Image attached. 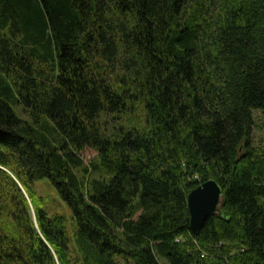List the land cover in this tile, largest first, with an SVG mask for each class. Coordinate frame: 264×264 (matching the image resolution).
Here are the masks:
<instances>
[{
  "label": "trees",
  "instance_id": "1",
  "mask_svg": "<svg viewBox=\"0 0 264 264\" xmlns=\"http://www.w3.org/2000/svg\"><path fill=\"white\" fill-rule=\"evenodd\" d=\"M256 111L264 0H0V264H264Z\"/></svg>",
  "mask_w": 264,
  "mask_h": 264
},
{
  "label": "water",
  "instance_id": "2",
  "mask_svg": "<svg viewBox=\"0 0 264 264\" xmlns=\"http://www.w3.org/2000/svg\"><path fill=\"white\" fill-rule=\"evenodd\" d=\"M226 203V192L216 180L210 179L188 194V208L190 213V226L194 233L199 234L209 217L221 213ZM34 221L36 217L34 211ZM228 216V213H224Z\"/></svg>",
  "mask_w": 264,
  "mask_h": 264
},
{
  "label": "rangeland",
  "instance_id": "3",
  "mask_svg": "<svg viewBox=\"0 0 264 264\" xmlns=\"http://www.w3.org/2000/svg\"><path fill=\"white\" fill-rule=\"evenodd\" d=\"M15 110L23 120L26 121L30 120L27 112L22 110L19 106H16ZM254 117H255L256 125L253 130L252 141L255 147H264V115L261 112L256 111L254 112ZM95 156H96V152L90 149H87L82 153V158L85 161V163H89L91 160L95 158ZM35 188L38 195L41 196L44 200L43 208L49 212L50 216L55 214L64 215L67 217L70 224L71 221L70 210L68 206L61 200L54 185L49 180L43 179L36 183ZM31 209L33 210V208ZM222 212L223 209L221 208V213ZM32 217L34 220L33 212H32Z\"/></svg>",
  "mask_w": 264,
  "mask_h": 264
}]
</instances>
